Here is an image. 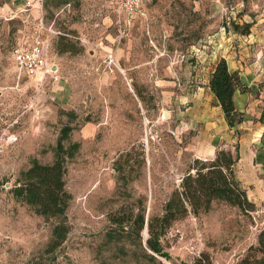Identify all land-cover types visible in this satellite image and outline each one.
<instances>
[{"label": "rangeland", "instance_id": "obj_1", "mask_svg": "<svg viewBox=\"0 0 264 264\" xmlns=\"http://www.w3.org/2000/svg\"><path fill=\"white\" fill-rule=\"evenodd\" d=\"M26 3L0 0V264H242L251 252L259 256L264 171L239 169L245 158L234 176L252 211L214 199L194 215L187 204L180 213L174 202L181 217L158 238L166 256L144 241L147 221L162 215L182 177L200 165L194 160H209L193 155L188 135L168 116L185 104L176 97L180 91L194 88L175 67V50L264 16V0H143L159 19L128 28L118 27L122 14L114 10L105 18L104 0ZM39 15L57 32L48 52L53 72L42 81L19 76L10 55L17 29ZM64 126L70 128L64 144L78 143L65 158L71 199L63 216L45 217L10 190L33 158L52 162ZM61 224L64 236L57 239L53 228Z\"/></svg>", "mask_w": 264, "mask_h": 264}, {"label": "crops", "instance_id": "obj_2", "mask_svg": "<svg viewBox=\"0 0 264 264\" xmlns=\"http://www.w3.org/2000/svg\"><path fill=\"white\" fill-rule=\"evenodd\" d=\"M142 7L145 18L135 19L131 27L137 22L143 24L148 18L150 22L159 19L157 8L145 9L143 3ZM102 8L101 12L107 18L109 10L115 12L114 0H104ZM38 17L24 20L23 27L17 29L18 38L14 45L20 39L31 41ZM124 19L122 15V23ZM243 21L242 24H250L247 33L220 27L206 35L197 47L188 45L183 53L175 50L178 53L175 67L181 69L182 79L186 78L194 83V88L180 91L176 97L185 104L168 111V116L174 117L183 134L188 135V149L195 157L212 159L217 150H227L234 159L235 174H238L237 163L242 158L246 162L239 169L264 171V150L261 143L264 131L261 121L264 117V16ZM95 23L100 24L99 29L104 25L98 21ZM99 37L98 41L101 43L103 35L100 34ZM221 58L226 61L230 72L238 74L243 86V89H236L232 97L234 108L241 116V121L233 127L228 126L223 111L208 86L211 73ZM238 179L237 175L236 180L239 181ZM239 184L244 189L242 183Z\"/></svg>", "mask_w": 264, "mask_h": 264}, {"label": "trees", "instance_id": "obj_3", "mask_svg": "<svg viewBox=\"0 0 264 264\" xmlns=\"http://www.w3.org/2000/svg\"><path fill=\"white\" fill-rule=\"evenodd\" d=\"M233 30L247 33L250 24L241 26L233 22ZM209 89L215 95L225 117L228 126L233 127L241 121L240 113L235 110L232 97L236 89H243L238 74L228 70L226 61L221 58L211 73ZM264 124V117L261 118ZM69 126L61 129V135L54 147V157L51 163H40L33 158L27 169L19 172L16 183L11 188L13 197L33 207L37 214L45 217H58L65 214L66 207L71 194L65 188L64 175L66 172L65 158L71 157L78 148L77 142L67 145L64 140L67 138ZM264 150V131L261 137ZM198 167H193L194 172L189 170L182 177L180 189L173 193L172 198L167 201L163 213L153 220L147 221L149 236L145 239L146 247L152 252L166 256L159 245V235L162 230L172 221L181 216L174 211L181 208L180 213L189 211L198 215L201 211L209 208L210 202L214 199L224 201L236 206L241 212L247 213L254 209V204L248 199L246 191L241 188L235 179L233 163L234 159L230 152L224 149L217 150L214 158L198 161ZM187 204V206L185 205ZM180 205V206H177ZM179 212V211H177ZM111 223L121 226V221L116 217L111 218ZM136 231H140L144 224V214H138L135 219ZM156 224V227H155ZM63 224L54 226L53 232L57 239H62L64 232H60ZM259 253L256 256L252 252L242 260V264H264V227L257 236V247L254 249Z\"/></svg>", "mask_w": 264, "mask_h": 264}, {"label": "built area", "instance_id": "obj_4", "mask_svg": "<svg viewBox=\"0 0 264 264\" xmlns=\"http://www.w3.org/2000/svg\"><path fill=\"white\" fill-rule=\"evenodd\" d=\"M43 0H35L41 7ZM143 0H114L115 12L124 15V23L117 20L118 27H131L137 18H145L142 7ZM28 4V2L26 3ZM230 18H227L228 25ZM96 27H101L95 23ZM31 41L20 39L11 49L10 55L17 69L18 75L26 76L29 80L42 81L52 74V66L48 60L52 35L57 33L52 24L47 25L42 15L36 20Z\"/></svg>", "mask_w": 264, "mask_h": 264}, {"label": "water", "instance_id": "obj_5", "mask_svg": "<svg viewBox=\"0 0 264 264\" xmlns=\"http://www.w3.org/2000/svg\"><path fill=\"white\" fill-rule=\"evenodd\" d=\"M164 115H167V112H164Z\"/></svg>", "mask_w": 264, "mask_h": 264}]
</instances>
